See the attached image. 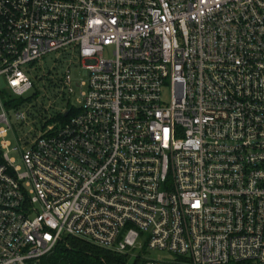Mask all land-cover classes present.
<instances>
[{"label":"built area","instance_id":"1","mask_svg":"<svg viewBox=\"0 0 264 264\" xmlns=\"http://www.w3.org/2000/svg\"><path fill=\"white\" fill-rule=\"evenodd\" d=\"M72 64L78 105L38 114L25 94L71 95ZM0 77V264L68 238L136 264H264V0H0Z\"/></svg>","mask_w":264,"mask_h":264},{"label":"rangeland","instance_id":"2","mask_svg":"<svg viewBox=\"0 0 264 264\" xmlns=\"http://www.w3.org/2000/svg\"><path fill=\"white\" fill-rule=\"evenodd\" d=\"M43 67H40V69L47 70L49 72H55L57 69L59 70L60 67L58 65L52 64V56L45 58L43 62ZM39 69V70H40ZM70 78L72 79L71 86L73 87V93L71 95L65 94V96L58 95L59 86L54 87H45V83H43V80L38 81L35 83V88H32L29 90L24 98L25 99H38V114H42L44 116H48L49 114H52L57 111V108L72 106V105H78V97H79V86L78 82L85 81L86 77L83 75L82 68L80 64H72L69 69ZM6 82L2 77H0V91L2 94L0 95L2 97L3 102H6L8 99L7 90H6ZM44 89L46 92H44ZM6 95V96H5ZM37 95V96H35ZM35 97V98H34ZM48 103H51L52 106L49 109V111H45L42 109V106H47ZM15 109L13 107L9 108L7 107V115L8 119L10 121L11 131L9 132L8 136L6 137L11 144L16 145L17 142L23 146L24 143L27 142L28 137H31L32 133L29 132L31 130V124L25 122V121H19L15 118ZM1 112V111H0ZM43 112V113H42ZM30 120V117H29ZM28 120V121H29ZM36 126H39L40 123H36ZM18 139H22L23 142L18 141ZM10 156L16 158V163L20 164V156L17 152H12ZM169 254L165 252H158V251H152L150 252V256H158V257H168ZM124 264H136L134 256H131L130 258H125Z\"/></svg>","mask_w":264,"mask_h":264},{"label":"trees","instance_id":"3","mask_svg":"<svg viewBox=\"0 0 264 264\" xmlns=\"http://www.w3.org/2000/svg\"><path fill=\"white\" fill-rule=\"evenodd\" d=\"M125 258L77 238H68L67 244L61 242L57 245L52 253L41 259V264H124Z\"/></svg>","mask_w":264,"mask_h":264}]
</instances>
